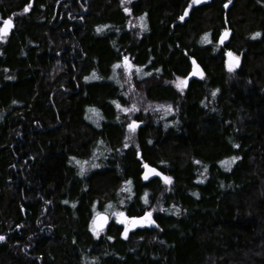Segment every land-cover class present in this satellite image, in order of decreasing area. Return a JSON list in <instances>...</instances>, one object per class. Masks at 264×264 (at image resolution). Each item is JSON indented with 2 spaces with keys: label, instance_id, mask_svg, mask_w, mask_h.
<instances>
[{
  "label": "trees",
  "instance_id": "16d2710c",
  "mask_svg": "<svg viewBox=\"0 0 264 264\" xmlns=\"http://www.w3.org/2000/svg\"><path fill=\"white\" fill-rule=\"evenodd\" d=\"M8 18L0 264H264V0H0ZM115 211L155 223L93 231Z\"/></svg>",
  "mask_w": 264,
  "mask_h": 264
},
{
  "label": "snow or ice",
  "instance_id": "6c2138e0",
  "mask_svg": "<svg viewBox=\"0 0 264 264\" xmlns=\"http://www.w3.org/2000/svg\"><path fill=\"white\" fill-rule=\"evenodd\" d=\"M28 7H30V5ZM28 7L25 8V11L28 10ZM125 10L129 11L128 9H125ZM141 19H143V18H141ZM181 19H183V17H181ZM12 27H13V23H12V19L11 18L3 20V25L0 26V39H3L7 35V33L9 32V30ZM255 35H259V33H256ZM222 42L223 41L221 40V43ZM228 55L232 56L233 54L231 52H229ZM236 59L238 60L239 58L237 57ZM125 60H127V57H125ZM231 68H232V65H229V69L230 70H231ZM92 78H95V77L93 76ZM85 79H89V78L86 77ZM177 86L179 87L180 85L178 84ZM91 111H95V110L93 109ZM128 127L134 131L135 127H136V122L133 121L132 124L128 125ZM73 159H75V158H73ZM236 159H238V158L237 157L230 158L231 161H235ZM77 163L79 164L81 162L77 161ZM197 163H199V161H197ZM228 163H229V161H221V164H223V165H227ZM145 167H147V165H145ZM205 170H207V169H205ZM152 171L155 172V169H152ZM81 174H83V167L81 168ZM145 179H147V176H145ZM171 179H172L171 177H167V176L164 177V180L166 182H171ZM127 183L130 184L131 181H128ZM145 203H147L146 199H145ZM118 215L123 216L124 214L123 213H119ZM97 216H99L101 218V223L99 225H97V221L94 218L93 219V225H94L93 231L98 234L97 227L102 230L103 224L106 222L107 218L103 217L102 214H100V213H97ZM139 222H150V223H153V224L155 223L154 220H151V212H146L144 217H140V218L133 217V218H131V226L132 227H135L136 224L139 223ZM127 231H128V228L126 227L125 228V235L127 234ZM0 239H4V237H0Z\"/></svg>",
  "mask_w": 264,
  "mask_h": 264
},
{
  "label": "water",
  "instance_id": "95a60500",
  "mask_svg": "<svg viewBox=\"0 0 264 264\" xmlns=\"http://www.w3.org/2000/svg\"><path fill=\"white\" fill-rule=\"evenodd\" d=\"M186 15H187V10H185L184 15L182 16L183 19L186 18ZM181 20H182V19H181ZM229 34H230V30H229V29L224 30V31L221 33V35H220V43H221V40L223 41L222 43H225V42L227 41V39H228ZM222 43H221V44H222ZM227 57H228V59H230L231 56L228 55ZM191 62H192V66H193V73H192L191 76H196V75L200 72V69H199V67L195 64L194 60H192ZM145 165H146V164H144V167H145ZM145 169H146L147 171H149V172H153L152 169H154V168H151V167L147 166V167H145ZM146 212H147V211H146ZM146 212H144L143 214H141V215H139V216L128 217V222L124 225V227H125V228L127 227V228H128V231H133V230H135V229H138V228H142V227L147 226L150 222H139V223L136 224L135 227H132V226H131V218H133V217H136V218L144 217ZM99 213L102 214L103 217H106V218H107V219H106V222L103 224V228H102V230H103V229L107 226V224H108V222H109V218H108V216L106 215V213H104V212H99ZM94 218H95L96 221H97V225H99V224L101 223V218H100L99 216H97V213H96V214L92 217V220H91V224H92L93 227H94V225H93V219H94ZM97 230H101V229H99V228L97 227Z\"/></svg>",
  "mask_w": 264,
  "mask_h": 264
},
{
  "label": "rangeland",
  "instance_id": "374dc122",
  "mask_svg": "<svg viewBox=\"0 0 264 264\" xmlns=\"http://www.w3.org/2000/svg\"><path fill=\"white\" fill-rule=\"evenodd\" d=\"M193 1L198 3V2H200L202 0H193ZM3 20L4 19H0V26L3 25ZM124 61H122V63ZM229 65H232V63L227 61V67L228 68H229ZM124 68H125V74L126 75H128L129 73H131L133 71V69L134 70H137V68L133 67L131 63L129 64L126 61H125V64H124ZM173 83H174V85L176 87H178L177 85L179 84L180 86L178 88L179 89H182L185 86V84H186V78H179V79L176 78V79L173 80ZM130 113L131 112L128 111V114H130ZM163 179H164V176H163ZM119 213H123V212L122 211H115L114 213L106 214V215L108 216L109 221H110V219H114L117 223L121 224V226L123 227V232L125 233V227H124V225L128 222V217L125 216L124 213H123L124 214L123 216H120V215H118Z\"/></svg>",
  "mask_w": 264,
  "mask_h": 264
},
{
  "label": "bare ground",
  "instance_id": "6f19581e",
  "mask_svg": "<svg viewBox=\"0 0 264 264\" xmlns=\"http://www.w3.org/2000/svg\"><path fill=\"white\" fill-rule=\"evenodd\" d=\"M185 10H187V14H188L189 8H185V9H184V11H183V15H184ZM183 15H182V16H183ZM182 16H181V17H182ZM181 17H180V19H181ZM186 17H187V15H186ZM184 19H185V18H184ZM182 20H183V19H182ZM192 73H193V66H192V68H191L190 75H192ZM92 227H93V226H92ZM97 231H100V230H97Z\"/></svg>",
  "mask_w": 264,
  "mask_h": 264
}]
</instances>
